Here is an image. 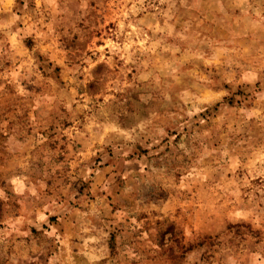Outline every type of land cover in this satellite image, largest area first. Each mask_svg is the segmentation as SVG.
<instances>
[{
  "label": "rangeland",
  "instance_id": "rangeland-1",
  "mask_svg": "<svg viewBox=\"0 0 264 264\" xmlns=\"http://www.w3.org/2000/svg\"><path fill=\"white\" fill-rule=\"evenodd\" d=\"M0 264H264V0H0Z\"/></svg>",
  "mask_w": 264,
  "mask_h": 264
}]
</instances>
